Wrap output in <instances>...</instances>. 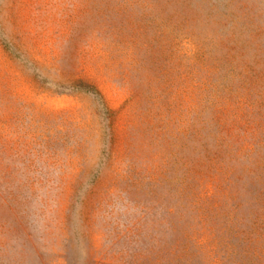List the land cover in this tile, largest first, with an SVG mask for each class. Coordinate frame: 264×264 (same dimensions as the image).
<instances>
[{"label": "rangeland", "instance_id": "1", "mask_svg": "<svg viewBox=\"0 0 264 264\" xmlns=\"http://www.w3.org/2000/svg\"><path fill=\"white\" fill-rule=\"evenodd\" d=\"M0 264H264V0H0Z\"/></svg>", "mask_w": 264, "mask_h": 264}]
</instances>
